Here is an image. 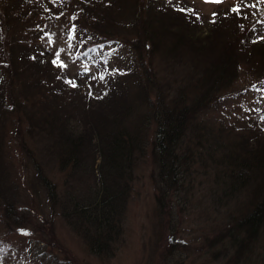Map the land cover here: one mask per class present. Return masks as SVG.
<instances>
[{
	"label": "trees",
	"instance_id": "16d2710c",
	"mask_svg": "<svg viewBox=\"0 0 264 264\" xmlns=\"http://www.w3.org/2000/svg\"><path fill=\"white\" fill-rule=\"evenodd\" d=\"M160 1H71L67 5V26L78 35L71 42L74 59L106 44L119 45L117 40L126 42L130 48L126 60L124 56H117L111 63L109 56L102 55L92 60L90 67L75 73L65 69L64 63H53L55 53L47 57L41 49L42 16L51 20L60 15L59 1H0V220L4 225L10 227L8 218L14 223L20 219L14 208L16 184H11L13 179L5 171L7 159L2 150L5 133L2 121L13 110L15 131L20 135L28 133L34 145L43 142L40 150L44 149L45 162L53 161L59 172L67 171L68 176H74L59 189L57 180L53 181L43 172V164L35 157L33 148L25 147L48 202L70 219L72 227L85 237L91 253L113 251L112 241L122 232L119 214L125 210L134 163L143 150L150 146L157 158L158 181L167 184L169 174L185 163L176 164L174 149L183 141L188 128L196 138L190 143L191 152L194 145L201 147L197 156L201 164H204L201 150L205 142L215 146L204 148L207 166L231 165L235 170L230 179L248 176L247 192L250 190L247 184L254 183L252 193L246 192L245 205L236 207L218 224L215 235L206 238L208 245H222L228 239L233 249L229 259L237 262L241 252L256 243L259 232L264 230V141L256 137L251 140L248 133L247 136L237 133L235 142L226 144L225 139H218L231 133L225 130L234 124L232 120L223 122L227 124L220 120L214 128L216 124L203 126L192 119L196 112L212 107V100L221 97L218 101L221 104L230 96L244 93L240 90L258 88L264 83V36L256 37L254 30L264 14V1L213 2L212 16L204 14V19L205 12L198 8L190 15L182 5L171 8L170 5H175ZM100 10L103 11L99 13ZM12 18V34L8 38L5 25ZM202 22L204 46L194 42L198 38L196 30L192 34L184 29L191 23L202 29L199 25ZM178 26L184 37L174 34ZM119 27L129 30L130 37H116ZM165 31L173 39L165 41L162 38ZM184 40L193 47L187 51L191 58L184 59L181 52ZM148 49L158 50L168 66L181 61L188 63V85L184 90H175L166 71L157 80L147 67L138 68L148 63L144 53ZM244 63L252 73L236 87L231 82L239 76ZM7 73L8 85L4 89L8 100H5L2 85ZM10 73L15 74L17 81L14 92L10 88ZM102 74L103 81L94 79ZM83 83L88 84L87 88ZM168 94L169 104L165 101ZM256 110L252 115L243 113L240 126H233L247 124L250 128H259L264 124V114L258 104ZM152 123L154 127L149 131ZM190 125L195 126L190 128ZM147 130L152 135L149 139ZM212 137L217 140L212 141ZM214 143L218 147L222 144V155L212 153L217 149ZM217 183L218 187L224 184V191L232 195L231 190H225L229 186L227 181ZM232 188L239 189L237 184ZM217 251L211 254L214 256Z\"/></svg>",
	"mask_w": 264,
	"mask_h": 264
},
{
	"label": "rangeland",
	"instance_id": "374dc122",
	"mask_svg": "<svg viewBox=\"0 0 264 264\" xmlns=\"http://www.w3.org/2000/svg\"><path fill=\"white\" fill-rule=\"evenodd\" d=\"M47 1H59L60 9V15L51 20L42 16L41 24L44 30L39 40L41 41V49L46 51L47 57L55 53L54 60L61 64L64 63L63 66L70 73L90 67L91 61L102 55L109 56L111 63L117 56H124L126 60V56L130 52L127 49L130 48L126 42L121 40H117L119 45L106 44L97 51L74 59L71 42L76 38L78 39V35L72 33L67 26L69 24L67 5L73 0ZM160 2L175 5H170L171 8L182 5L190 15L199 9V11L205 12L203 19L204 14L211 17L215 7L213 2H208V0H162ZM100 8L103 9L102 6ZM102 11L98 12L101 13ZM13 20L14 18L5 25L8 27L6 33L8 38L12 34L11 24ZM80 24L88 26L86 23ZM169 24V27H172L173 24ZM199 25L203 28L197 29V25L191 23L189 28L184 29L190 33L192 30L193 32L196 30L195 37L198 36V38H194V42L204 46V22ZM256 25L254 27L255 32H257L255 36L261 38L264 36V14ZM179 28L180 26L177 27L174 34L182 35ZM120 29L121 27L118 28V31ZM166 31L162 38L165 41L173 39V36ZM126 35L128 37L131 35L126 28L116 32V37L121 38ZM182 37L184 36L182 35ZM246 40L248 44H251L248 38ZM192 48L184 40V45L181 47L184 59L191 58V53L187 56V51ZM144 53L148 63L145 62L144 66L138 67L140 70L147 67L146 70L151 71L149 74L157 80H160L166 71L170 82L175 86V90H184L185 86L188 85L187 78L189 76L187 62L181 61L178 64L168 66L158 50L148 49ZM203 65L204 60L202 61ZM94 69L98 70V66H95ZM239 70V76L231 82L236 87L241 84V81L243 84L246 78H250L252 73L245 63L241 64ZM8 75L9 73L4 75L2 90L7 84ZM10 75V88L14 92L17 81L15 82V74L10 73ZM102 78L103 74L102 77H94L95 80ZM84 85L87 88L88 84ZM189 90L186 89V91ZM240 92L244 93L230 96L221 104L218 102L221 97L212 100L213 106L196 112L192 122L203 126L204 123L206 125L208 123L216 124L214 126L216 128L220 120L222 123L232 120L235 125L231 124L225 130L231 133L218 139L220 141L225 139L223 142L226 144L230 141L234 143L237 133H243L245 136L248 133L251 140L256 137L258 141H264V124H260L259 128L258 126L250 128L247 124L235 128L240 126L239 123L242 122L241 115L245 112L247 115H252L251 112L256 110L257 104L259 110L264 114V83L258 85V88L240 90ZM3 94L5 100H8V92H5V89ZM166 99L165 101L169 104V94ZM13 115L15 112L9 110L7 117L2 121V126L5 127L2 150L5 153V159H7L6 169L2 168L7 170L13 179L11 184H16L14 208L20 214V219L14 223L8 218L10 227L4 225L0 220V264H264V230L259 232L257 241L251 248L241 252L237 262L229 259L233 249L228 244V239H225L223 243L225 248L220 243H218L219 245H208L206 238L215 235L218 224L223 222L236 207L245 205L247 201L245 195L248 190L246 187L248 180L246 179L249 177L244 175L241 178L230 179L235 170L231 165L210 164L207 166L204 148L211 147L213 149L215 146L205 142L201 150L204 164H201L197 160L201 147L194 145L193 152H191L190 143L194 142L193 140L196 138L194 137L195 134L190 133L189 128L186 129L183 141H179L174 149L178 159L176 164L185 163L180 164L179 168L169 174L167 184L158 181L156 174L158 169L157 158L153 156L150 146L143 150L134 163L129 194L125 201V210L119 214L122 232L112 241L113 251L107 252V249H104L99 254L91 253L88 250L85 237L72 227L69 223L70 219L60 213L59 207L55 209L48 202L40 181L34 175L35 168L25 147L33 148L31 150L35 153V157L43 164V172L53 181L57 180L59 189L67 179L72 180L74 176H68L67 171L59 172L53 161L46 163L44 149L40 150L43 142L40 145H34V139L28 133L23 132L20 135L16 132ZM128 118H131L130 115ZM194 126L190 125V128ZM20 127H24L23 120H21ZM152 127H154V123L151 124L149 131ZM146 136H148L147 139L152 137V135L149 136L148 130ZM213 140L216 141L217 139L212 137ZM21 143H24L23 146ZM215 145L217 146V144ZM36 149H38L37 153ZM222 152L224 150L221 144L212 153L222 155ZM188 170L191 173H187ZM220 173L222 175L218 178ZM218 180L227 181L229 186L225 190H231V194L234 196L227 195L223 189L224 184L218 187ZM233 180L238 185V190L232 188V185L235 187ZM247 186L250 188L247 193H252L254 183L253 185L252 183L247 184ZM71 193L74 194L75 192L71 191ZM159 195L162 196L161 199ZM217 250H221V252ZM212 251H217L214 256L211 254Z\"/></svg>",
	"mask_w": 264,
	"mask_h": 264
},
{
	"label": "snow or ice",
	"instance_id": "6c2138e0",
	"mask_svg": "<svg viewBox=\"0 0 264 264\" xmlns=\"http://www.w3.org/2000/svg\"><path fill=\"white\" fill-rule=\"evenodd\" d=\"M208 2H221V0H208ZM183 10V9H182ZM235 10H237L238 11V9H235ZM57 56H59V54H57ZM58 61L57 60H54L53 61V63H57ZM73 86H75V85H73Z\"/></svg>",
	"mask_w": 264,
	"mask_h": 264
}]
</instances>
